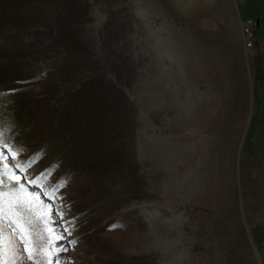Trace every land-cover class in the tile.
I'll return each instance as SVG.
<instances>
[{
	"label": "rangeland",
	"instance_id": "obj_1",
	"mask_svg": "<svg viewBox=\"0 0 264 264\" xmlns=\"http://www.w3.org/2000/svg\"><path fill=\"white\" fill-rule=\"evenodd\" d=\"M73 2L0 0V131L22 149L6 162L39 155L14 171L60 211L61 264H264V48H246L242 28L211 15L179 18L165 0ZM77 51L81 72L115 84L133 107L123 141L129 175L118 173L112 187L77 174L31 183L57 153L36 151L45 126L24 134L18 122L44 119L75 88L57 65ZM60 183L54 198L44 195Z\"/></svg>",
	"mask_w": 264,
	"mask_h": 264
},
{
	"label": "trees",
	"instance_id": "obj_2",
	"mask_svg": "<svg viewBox=\"0 0 264 264\" xmlns=\"http://www.w3.org/2000/svg\"><path fill=\"white\" fill-rule=\"evenodd\" d=\"M73 1L65 0L70 8L73 7ZM65 47L69 52L76 50L71 44ZM80 53L64 59L62 65H57L60 73L58 76L63 78L60 80H64L66 85L74 82L75 88H65L63 100L49 105L51 112L44 119H24L18 123L25 126L24 134L37 132L41 129L39 124L47 129L45 135L39 132L43 140L36 151L40 153L45 148L50 155L57 153L47 163L50 174L58 176L62 181H68L77 174L80 182L90 187H100L105 181L112 187L115 184L112 180L118 173L121 176L126 173L123 141L125 130L131 129L134 124L133 114L129 112L133 111V107L115 84L94 73L81 72L86 68ZM65 66L75 71L62 73ZM261 77L258 79L261 80ZM128 175L126 173V178ZM113 194L112 191L110 196ZM33 227L37 231L36 224Z\"/></svg>",
	"mask_w": 264,
	"mask_h": 264
},
{
	"label": "snow or ice",
	"instance_id": "obj_3",
	"mask_svg": "<svg viewBox=\"0 0 264 264\" xmlns=\"http://www.w3.org/2000/svg\"><path fill=\"white\" fill-rule=\"evenodd\" d=\"M3 136V131H0V148L8 149L10 156L0 153V264H17L23 259L34 260L35 264H53V257L56 258L55 264H61L59 254L67 249L63 245L57 246V242L66 238L59 230L62 218L61 221H54V215H61L60 211L44 204L39 195L31 194L21 182V176L14 171L20 169L23 172L31 167L39 155L26 165L16 163L9 167L6 161L15 159L22 149L12 150ZM50 172L41 174L31 183H40ZM63 186L60 183L44 195L52 199L58 188ZM37 221L43 225L39 231L33 227ZM67 231L65 228L64 232ZM21 245L26 256L21 253Z\"/></svg>",
	"mask_w": 264,
	"mask_h": 264
},
{
	"label": "crops",
	"instance_id": "obj_4",
	"mask_svg": "<svg viewBox=\"0 0 264 264\" xmlns=\"http://www.w3.org/2000/svg\"><path fill=\"white\" fill-rule=\"evenodd\" d=\"M165 1L179 18L211 15V18L219 20L223 28L237 27L241 30L242 22L252 18L254 20L253 36L257 38V41L254 39L251 49L259 52L264 48V0H213L210 4L204 0Z\"/></svg>",
	"mask_w": 264,
	"mask_h": 264
},
{
	"label": "built area",
	"instance_id": "obj_5",
	"mask_svg": "<svg viewBox=\"0 0 264 264\" xmlns=\"http://www.w3.org/2000/svg\"><path fill=\"white\" fill-rule=\"evenodd\" d=\"M253 25L252 18H247L242 22V41L246 48H252L254 44Z\"/></svg>",
	"mask_w": 264,
	"mask_h": 264
},
{
	"label": "bare ground",
	"instance_id": "obj_6",
	"mask_svg": "<svg viewBox=\"0 0 264 264\" xmlns=\"http://www.w3.org/2000/svg\"><path fill=\"white\" fill-rule=\"evenodd\" d=\"M204 122V119H202V115H199V118L196 121V124H202ZM209 127H207L206 129H208Z\"/></svg>",
	"mask_w": 264,
	"mask_h": 264
}]
</instances>
